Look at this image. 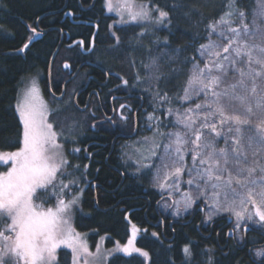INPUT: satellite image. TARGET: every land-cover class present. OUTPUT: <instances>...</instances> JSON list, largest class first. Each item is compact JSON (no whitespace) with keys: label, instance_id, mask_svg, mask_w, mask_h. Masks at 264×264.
Wrapping results in <instances>:
<instances>
[{"label":"trees","instance_id":"16d2710c","mask_svg":"<svg viewBox=\"0 0 264 264\" xmlns=\"http://www.w3.org/2000/svg\"><path fill=\"white\" fill-rule=\"evenodd\" d=\"M104 1L0 0V152L15 151L22 146V124L15 105L23 79L41 73L40 83L46 90L50 59L61 34L68 32L72 38L79 34L86 40L91 35L93 28L90 26H73L68 20L61 22L66 11L73 13L79 21L98 19L96 61L107 71L128 81L125 87L119 89L124 93L144 95L152 111L157 97L163 98L166 94V101L163 98L160 102L159 113L163 118L167 110L178 102L187 85L190 68L198 61V49L210 38L212 30L209 25L237 9L245 12L249 18L256 2L235 0L233 4V0H138L167 11L169 17L166 25L157 28L145 24L115 26V33L112 34L109 24L116 17L106 14ZM230 19L233 21L237 18L232 16ZM32 28L44 32L43 36L22 52L20 49L33 36ZM78 55L81 56L77 48H60L52 64L53 86H58L56 82L66 77L61 64L64 61L73 62ZM51 121L59 132L72 124L82 126L84 130L76 137L81 149L79 155L68 152V156L71 164L77 165L88 180L74 225L82 232H96L90 235L92 246L100 235L110 236L108 245L113 241L125 242L129 237V226L134 224L143 231L135 243L148 252V264H207L206 248L210 244L200 241L194 229L176 236L171 243L163 236L153 235L155 229L151 221L154 218L147 210L146 200L137 195L143 186L135 184L137 177H133L132 171L125 168L121 158L122 149L116 145L108 155L109 141L102 152L96 147L94 141L103 144L105 141L92 132L93 120L88 111L83 114L70 106L53 113ZM121 174L124 176L123 182ZM94 183H97L95 189L92 187ZM132 191L135 193L132 194ZM190 237L197 241L193 243ZM185 247L191 252L189 260L183 251ZM69 253L60 249L58 264H70ZM228 256L220 255L215 264H235V259ZM108 264H144V259L137 254H117L110 257ZM238 264L249 262L242 258Z\"/></svg>","mask_w":264,"mask_h":264},{"label":"snow or ice","instance_id":"6c2138e0","mask_svg":"<svg viewBox=\"0 0 264 264\" xmlns=\"http://www.w3.org/2000/svg\"><path fill=\"white\" fill-rule=\"evenodd\" d=\"M107 7L112 11L111 0H108ZM126 7L132 21L149 18V11L143 6L139 10H133L131 5ZM156 11L159 21L169 17V13L158 6ZM225 16L227 19L222 17L219 23L229 25L231 35L220 31L219 42L201 45V55L207 51L214 59L203 68L194 65L183 96L188 100L190 93L199 95L203 92L206 96L210 94L211 101L204 105L195 104V110H200L198 117L187 114L181 119L187 130V139L179 132L169 134L171 142L164 147L161 158L163 177L161 179L158 171L156 178L159 186L164 187L169 177L181 176L185 160L183 150L191 144L189 151L192 152L193 167L188 170L190 178L187 183L195 184L200 195H205L211 188L215 206L208 214V220L219 212H227L235 216V226L239 227L242 221L254 217L264 223V118L255 125L251 119L257 112L264 115V0H258L250 24L244 23L245 12L238 9ZM232 16L241 22V28L230 27ZM209 27L216 32L218 26L211 24ZM31 31L39 35L35 28ZM30 43L31 37L20 51L27 49ZM78 43L83 44V41ZM224 62L234 68L239 79L217 90L228 79ZM237 64L243 67H236ZM64 67L70 65L66 63ZM213 68L219 74H213ZM123 83L127 85L128 81ZM163 98L167 99L166 94ZM237 101L242 112L237 108ZM15 107L23 126V146L15 152L0 153V161L5 164L11 161L9 170L0 173V216L11 221L0 231V264H58L57 250L61 247L71 250L72 264H81L82 257L83 264H87V257L94 254L66 219L79 197L73 196L67 202L59 199L55 208H45L43 203L34 202V198L40 199L37 190L47 191L57 173L70 166L63 154V145L58 143L54 126L49 122L50 111L36 80H32L31 86L23 91ZM193 111L189 109L188 113ZM245 125L249 126L247 131H254L255 135L245 136L242 130ZM221 135L225 136V147L218 148L215 138ZM73 151L79 152V149ZM169 161L174 171L167 170ZM177 162L181 166H176ZM60 184L61 189L67 187L63 181ZM194 204L192 194L185 193L184 209ZM139 231L133 224L131 239L116 251L148 257V252L135 246ZM183 251L191 255L188 247ZM256 254L264 256V250ZM95 255H99V248Z\"/></svg>","mask_w":264,"mask_h":264},{"label":"flooded vegetation","instance_id":"af4514ba","mask_svg":"<svg viewBox=\"0 0 264 264\" xmlns=\"http://www.w3.org/2000/svg\"><path fill=\"white\" fill-rule=\"evenodd\" d=\"M66 20L73 26L87 25L92 27L93 30H91V35L87 40L79 34L78 36H73V38L68 32L61 34V47L66 50L77 48L81 56H76L71 63L70 61H64L61 64V69L66 77L62 81L58 80L56 82V84H59V88L52 85V79L50 80V87L47 83L46 90L40 86L42 97H44L46 102L51 103V106H49L54 109L51 110V113H56L66 102L68 103L67 107L74 106L76 110L83 112V114L88 111L93 120L91 123L92 132L97 134L98 138H104L103 140L105 141L104 144L101 141H94L97 145L96 147L102 152L109 141L110 151L108 155L113 152L114 147L117 145L118 149H122L123 156V148L132 145L138 139L151 136L148 135V132L153 129L151 125H148L150 116H155H153L155 119L152 122L154 123L153 126L158 129L161 128V125H157L161 120L160 111L157 112L155 108L152 111L146 103L144 95L124 93V90L119 89L126 86L123 83L124 80L97 63L98 45L96 35L99 27L96 22L97 18L82 21L88 24H75L74 22L79 21V19H75L74 15L72 19L68 17L65 19L63 15L61 22ZM113 23L109 24L110 32L114 27ZM95 28L97 31L93 44L92 35ZM37 32L40 33L42 31L37 30ZM79 41H83V44L73 43ZM66 63L70 65L69 68L64 67ZM75 72L77 73L75 74ZM67 80L68 82L66 83ZM65 83L66 85L64 86ZM122 105L124 107H121ZM80 151L79 147V153ZM122 156L121 158L124 162ZM105 162H107V157ZM131 171L133 177H137V180H134L135 184L143 186V189H140L137 195L139 194L140 197L142 196L146 200L147 210L150 211L151 216L154 218L151 224L155 229L153 233L155 237L163 236L168 243H171L176 236L194 229L200 241L210 244L206 248L207 264H215L220 255L226 257L228 254L230 255L228 257L235 259V264L242 261V258L249 264H264V257L256 254L257 251L264 248V231L256 224L242 223L239 227H236V222L229 215H221L207 222L205 219L206 209L200 200H195V204L185 214L173 217L171 215L175 204L173 197L168 194L161 195L160 191L150 187L147 180H141L136 175L135 170L131 169ZM121 176V182H123L124 176L123 174ZM93 186H95V189L97 183H94ZM133 191L131 192L132 194L135 193ZM165 201H167L168 206L163 208L165 207ZM226 216L232 218L230 224H228ZM246 227L248 230H246ZM190 238L193 243L197 241V239Z\"/></svg>","mask_w":264,"mask_h":264},{"label":"rangeland","instance_id":"374dc122","mask_svg":"<svg viewBox=\"0 0 264 264\" xmlns=\"http://www.w3.org/2000/svg\"><path fill=\"white\" fill-rule=\"evenodd\" d=\"M107 3H108V0H105L104 7H105L106 14L116 17V20L113 23L114 27L128 25V24H145V25H148V27L157 28V27L165 26L167 23L168 18H166L163 21L158 20V12L156 11V7L152 6L151 4L147 2H141L138 0H111L112 11L108 10ZM127 5H131L133 10H139L140 6H143L146 10L149 11V18L148 19H138L136 21H132L128 15L127 7H126ZM257 8H258V0H256L255 2L254 9L252 10V12H250L251 15L249 16V18L245 19L244 23L250 24L252 16L257 10ZM225 18L227 19V17ZM220 20L215 23V25L218 26L217 31L216 32L211 31V35H209L210 38L205 44H208L210 41L219 42L218 34L220 31H224L226 35H231V33L228 32L229 25H220L219 23ZM230 27L241 28L242 25H241V22L238 19H236V20H233V22L230 24ZM113 29H111L112 34L115 33ZM197 55H198L197 57L198 61L192 64L190 68V72H189V78L193 72L194 65H198L200 68H203L205 64H208L212 59H214L207 53V51H205L204 55H201V48L198 49ZM224 63H225L226 70L228 73V79L220 87H218L217 90H220V88L227 86L228 83H233L239 79V74L234 71V68L229 67L227 62H224ZM236 67H243V65L237 64ZM213 74H219L218 72H216L215 68H213ZM40 78H41V73L40 74L36 73L33 75L26 76L23 79L22 84L19 87L16 104H17L18 98L22 96L23 91L31 86L32 80H36L41 90ZM187 87H188V83L186 87L184 88V90ZM41 95L43 96L42 91H41ZM183 96H184V91L182 95L180 96V98H178V102L175 103V105L170 107L171 112H169L170 109H168L164 117L161 118L159 123H157V125L158 124L161 125L160 129L155 128L153 126L154 123L152 122H154L155 120L154 119L155 116L153 115L154 117L152 116V119H149L148 121V125H151L153 127V129L148 132V135H151V136L150 137L148 136V138L145 137V138L138 139L132 145H129L123 148L124 149L123 156H122L124 159L123 164L127 170H131V169L135 170L136 175L140 179L144 181L147 180L148 184H150V187L154 188L157 191H160L161 195L168 194L170 195V197H173L175 201V204L173 206L174 209L171 212V215L173 217L181 216L186 213L188 209L187 210L184 209L183 201H184L185 193L190 192L195 200H200L204 204L205 209H206L205 219L208 222L210 221L207 218L208 214L213 210V207L215 206L214 201L212 199L211 188L207 190L205 195H200L196 189L195 184L189 185L187 183L188 179L190 178L188 174V170L193 167L192 159H191L192 152L189 151V149L192 147L191 144L186 145L183 150L185 160L183 164L184 171L181 176L176 177L175 175H173L169 177L167 181L165 182L164 187L159 186V183L156 178L158 171L161 176V179L163 177L164 170L162 169V166H161V158L164 156V147L171 142L169 138V134L179 132L182 135H185V138L187 139L188 138L187 130L185 129L184 125L180 122L181 119L185 117V115L187 114L193 115L194 118L198 117V115L200 114V110H195V104L200 103L204 105L205 103H208L211 101L210 94L206 96L203 92H201L199 95L190 93V98L188 100L183 99ZM43 100L45 101L44 97H43ZM162 100L163 98L161 97H157L156 99V104L154 105V108L157 110V112L160 111V102ZM164 101L166 100L164 99ZM46 104L50 111L49 122L52 123L54 126V131L57 133V137H58V143L63 145L64 156L69 161V165L73 167L68 166L65 169H62L63 174L61 172H58L56 179L53 181L51 185L48 186L47 191L38 189L37 196H39L40 199L37 200L34 198V202L37 204L43 203L45 208H49V207L55 208L57 206V202L59 199H63L67 202L71 200L73 196L79 197L78 203L73 205L70 211L66 214V219L69 221L70 226L77 233L80 234V237L83 240V242L87 244L89 251L94 254L93 256L87 257V264H108L110 257L117 255V254L128 256L127 254L123 252L116 251V249L118 247H122L123 245L127 243L129 239H131L133 224H130L129 226V237L127 238V240H125V242L122 243V242L113 241V243L111 242V244L109 245L107 244L108 239H110L109 235L98 236L95 242V245L92 246V244L90 243L91 242L90 235L95 234L96 232L95 231L82 232L75 228V225H74L75 215L77 214L78 211L81 210L80 200H82L83 189L87 186L88 180L86 179V176L83 175L79 167L75 169L77 165L71 164V160L68 156V152H70L72 155H76V154L79 155V152H74L73 150L79 149L76 143V141L78 140L76 137L83 134L84 130H82V126L80 128V127H77V125L72 124L66 127V130H63L62 132L57 131V129L55 128V124L51 121V115L53 114L51 113V110H54V109L53 107H50L51 103L46 102ZM67 104H68L67 102L64 103V105H62L58 110L61 111L62 109L63 110L68 109ZM236 104H237L238 110L242 112L243 109L239 106L238 101L236 102ZM189 109H193L194 110L193 113H188ZM261 118H264V115L257 112L256 115L251 117L252 124L255 125L258 122V120ZM198 123H199V119H197V124ZM248 128L249 126L247 125L242 126V130L244 131L245 136L255 135L254 131H251V132L247 131ZM204 131L207 134L208 130L205 129ZM172 139H174V137H172ZM215 143L218 148L225 147V136L221 135L220 137L215 138ZM228 143L230 144L231 140H229ZM22 146H23V143H22ZM174 148H175V145H173V149ZM18 150H15V151H18ZM15 151H1L0 153H11ZM174 155L175 154L173 153V156ZM10 166H11V161H9L7 164L0 161V173L7 172ZM176 166H181V165L179 164V162H177ZM196 166L199 167V164H197ZM167 170L174 171L173 167L171 166V161H169V168ZM61 181H63V184L67 185V187L61 189V184H60ZM164 206L165 207L163 208H166L168 206L167 201H165ZM177 208H179V214H177ZM221 215H229L236 222L235 216L227 212H219L218 214L214 215L212 219H214L215 217L221 216ZM10 222L11 221L9 218L0 216V231H3L5 227L8 224H10ZM242 223H247V224H252V225L256 224L262 231H264V223L259 222L258 217H254L253 220L242 221L240 224ZM142 232L143 231L140 230L137 233L136 238L139 237L142 234ZM5 235H10V233L5 232ZM135 246H136V243H135ZM98 248H99V255H95ZM60 249H65L70 252L69 254H71L70 249H67L64 247H61ZM60 249L57 250V255ZM261 250H264V248ZM132 254L140 255L139 253H135V252ZM140 256L142 257V255ZM189 258L190 256L186 255V259L189 260ZM143 259H144V264L149 263V255L148 257L143 256ZM83 260L84 258L82 257L81 264H83ZM70 264H72V255H71Z\"/></svg>","mask_w":264,"mask_h":264},{"label":"water","instance_id":"95a60500","mask_svg":"<svg viewBox=\"0 0 264 264\" xmlns=\"http://www.w3.org/2000/svg\"><path fill=\"white\" fill-rule=\"evenodd\" d=\"M72 16H73V13H71L70 11H66L65 13H64V18H66V17H68V18H70V19H72ZM75 24H88V23H85V22H82V21H75L74 22ZM96 28H95V30H94V33H93V35H92V40H93V38L95 37V34H96ZM42 33H44V32H40L39 33V35H36V34H34L33 33V36L31 37L32 38V43H34L35 41H37V40H39L42 36H43V34ZM62 38H61V40H60V42H59V44H58V46L56 47V49H55V51L53 52V54H52V57H51V59H50V63H49V67H48V85H49V87H50V80H51V72H52V64H53V61H54V58H55V56H56V54L58 53V51L60 50V47H61V45H62ZM28 43V42H27ZM32 43H30V44H32ZM74 44H76V43H78V42H73ZM30 44H29V47H30ZM73 44V45H74ZM28 47V48H29ZM27 48V49H28ZM26 50V49H25ZM25 50H23L22 52H24ZM77 72H75V74H76ZM69 80V79H68ZM68 80L66 81V83L68 82ZM66 83L64 84V86L66 85ZM95 186H93V188H94ZM201 209V211H203V209L202 208H200ZM226 220H227V222H228V224H230L231 223V221H232V218L231 217H228V216H226ZM246 230H248V228L246 227Z\"/></svg>","mask_w":264,"mask_h":264}]
</instances>
